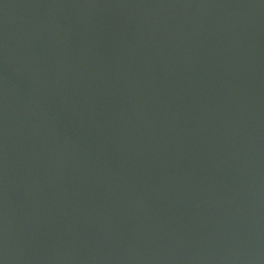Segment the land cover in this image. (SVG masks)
Listing matches in <instances>:
<instances>
[{"label":"water","instance_id":"obj_1","mask_svg":"<svg viewBox=\"0 0 264 264\" xmlns=\"http://www.w3.org/2000/svg\"><path fill=\"white\" fill-rule=\"evenodd\" d=\"M0 264H264V0H0Z\"/></svg>","mask_w":264,"mask_h":264}]
</instances>
